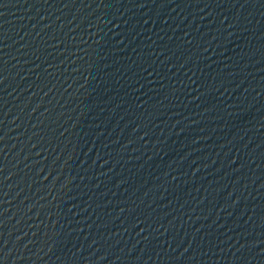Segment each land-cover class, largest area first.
<instances>
[{"label":"water","instance_id":"obj_1","mask_svg":"<svg viewBox=\"0 0 264 264\" xmlns=\"http://www.w3.org/2000/svg\"><path fill=\"white\" fill-rule=\"evenodd\" d=\"M0 264H264V0H0Z\"/></svg>","mask_w":264,"mask_h":264}]
</instances>
